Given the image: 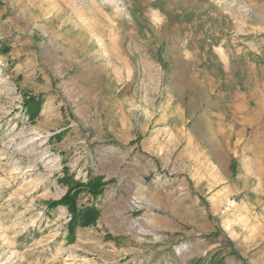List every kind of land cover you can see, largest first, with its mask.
<instances>
[{
  "label": "rangeland",
  "instance_id": "374dc122",
  "mask_svg": "<svg viewBox=\"0 0 264 264\" xmlns=\"http://www.w3.org/2000/svg\"><path fill=\"white\" fill-rule=\"evenodd\" d=\"M0 264H264V0H0Z\"/></svg>",
  "mask_w": 264,
  "mask_h": 264
},
{
  "label": "trees",
  "instance_id": "16d2710c",
  "mask_svg": "<svg viewBox=\"0 0 264 264\" xmlns=\"http://www.w3.org/2000/svg\"><path fill=\"white\" fill-rule=\"evenodd\" d=\"M69 181L71 179L67 178L63 182L69 183ZM74 184L75 186L70 187L62 199L52 202L50 205L51 208L64 206L69 210L71 214L70 231L75 230L77 226L90 227L96 224L100 211L95 205L79 206V197L85 192L92 198H97L103 193L105 187V184L99 179H91L86 183L74 182Z\"/></svg>",
  "mask_w": 264,
  "mask_h": 264
},
{
  "label": "bare ground",
  "instance_id": "6f19581e",
  "mask_svg": "<svg viewBox=\"0 0 264 264\" xmlns=\"http://www.w3.org/2000/svg\"><path fill=\"white\" fill-rule=\"evenodd\" d=\"M133 205H134V203H133Z\"/></svg>",
  "mask_w": 264,
  "mask_h": 264
}]
</instances>
